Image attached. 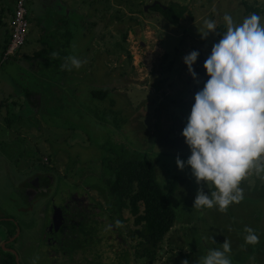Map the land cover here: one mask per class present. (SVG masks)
<instances>
[{
  "label": "rangeland",
  "instance_id": "obj_1",
  "mask_svg": "<svg viewBox=\"0 0 264 264\" xmlns=\"http://www.w3.org/2000/svg\"><path fill=\"white\" fill-rule=\"evenodd\" d=\"M152 1L26 0L30 21L26 41L15 56L4 61L0 57V152L21 148L27 161L48 166L52 160L50 167L60 172L55 182L65 178L63 185L70 186L71 192L78 186V195L86 199L83 209L88 220L97 219L102 226L93 229L97 232L85 249L70 257L62 253L58 260L55 256V264H117V232L133 247L135 241L129 237L133 217L124 209L127 220L118 225L116 214L111 215L107 207L102 166L112 150L148 158L161 185L178 178L177 188L168 194L176 222L161 244L159 258L135 257L131 247L127 264H182L183 260L199 264L209 249H222L225 239L231 242V264H264V179L252 175L242 182L243 201L231 204L225 213L216 207L198 210L193 207L197 189L210 194L209 189L203 182L196 183L190 166L180 170L175 163L177 156L186 161L190 155L181 132L197 92V82L182 58L196 50L203 55L198 66L204 63L226 31L225 13L240 23L258 8L264 23V0H158L186 6L176 25L149 7L144 13L136 11ZM4 2L8 0H1L0 8L8 7ZM11 13L12 9L4 11V22ZM40 17L43 30L38 27ZM205 19L214 20L217 30L202 39L198 31L205 30ZM40 30L45 31L46 48H51L36 58L16 59L39 48ZM54 52L59 53L56 59L51 58ZM67 56L87 63L80 69L62 70ZM197 79L203 78L197 73ZM92 89H107V94L95 98ZM24 92L26 98L20 100ZM15 102L21 114L16 112L13 121ZM5 162L0 158V164L5 166ZM7 185L0 176V204L21 218L13 191L5 192ZM95 225L86 223V227ZM245 226L255 230L258 244H245ZM32 232L27 234L30 238H34Z\"/></svg>",
  "mask_w": 264,
  "mask_h": 264
},
{
  "label": "clouds",
  "instance_id": "obj_2",
  "mask_svg": "<svg viewBox=\"0 0 264 264\" xmlns=\"http://www.w3.org/2000/svg\"><path fill=\"white\" fill-rule=\"evenodd\" d=\"M223 20L226 31L212 45L203 64L209 78L194 94L181 132L190 155L186 161L177 156L175 163L180 170L190 166L196 183L203 182L209 189L210 194L197 189L193 207H216L225 213L231 204L243 201L242 182L252 175L264 179V23L256 13L240 23L227 13ZM204 27L198 31L202 39L217 30L212 19H205ZM198 56L199 52L193 50L182 58L197 83L193 64ZM58 57L59 53L51 54L52 59ZM64 59L61 69L66 71L87 63L76 56ZM244 231L245 244L259 243L253 228L245 226ZM231 251V242L225 239L222 249H209L199 264H231ZM250 259L254 261L255 257Z\"/></svg>",
  "mask_w": 264,
  "mask_h": 264
},
{
  "label": "flooded vegetation",
  "instance_id": "obj_3",
  "mask_svg": "<svg viewBox=\"0 0 264 264\" xmlns=\"http://www.w3.org/2000/svg\"><path fill=\"white\" fill-rule=\"evenodd\" d=\"M14 152L13 157L10 153ZM10 153L0 152V158L6 161L5 166L0 164V176L8 181L5 192L13 191L19 203L17 208L22 209L23 214L19 218L17 213L0 204V264H55V256L58 260L62 253L70 257L71 253L80 251L81 248H73V245L77 239L85 238L86 223L96 224L94 228L102 226L97 225V219L88 220L83 209L86 199L76 191L79 187L71 192L70 186L63 185L65 178L55 182V175L60 172L50 167L54 165L52 160L45 166L37 160L36 163L27 161L21 148ZM30 230L34 238L27 235Z\"/></svg>",
  "mask_w": 264,
  "mask_h": 264
},
{
  "label": "trees",
  "instance_id": "obj_4",
  "mask_svg": "<svg viewBox=\"0 0 264 264\" xmlns=\"http://www.w3.org/2000/svg\"><path fill=\"white\" fill-rule=\"evenodd\" d=\"M130 9L135 10L134 4H130ZM136 9L137 12L144 13L145 11L143 5ZM149 9L159 12L165 20L173 25L179 23L187 10L185 5L177 2H171L165 7L155 4L149 6ZM7 10L10 11L9 8L6 10L0 8L1 25L5 23L2 16L4 11ZM250 10L252 8L248 7V11ZM253 11L259 14L258 8H254ZM125 38L126 33L122 35V39ZM7 43L6 41L0 48V55L5 50ZM203 64L195 70L203 78L197 83L196 91L201 90L209 78ZM105 94H107V89L91 90V95L95 98H102ZM9 119L11 118L8 117L7 120L9 121ZM112 151L111 154L113 155L109 154L102 166L107 173H105V181L107 182L110 206L107 207L111 215L116 214L114 216L120 222V225L127 220L123 216L124 209L133 217L132 224L134 227L130 230L129 237L135 241L132 247L121 232H117V237L118 239L120 237V240L116 242L115 260H117V264L129 263L132 254L131 247L133 248V256L135 254V257L145 256L149 261L155 260L160 256L161 244L164 238L176 222L175 209L169 200L168 194L174 192L177 188L178 178L173 177L161 185L155 178L153 164L148 158L138 153L125 155L120 151ZM87 228H83L85 238L83 240L77 239V243L73 245V248L85 249L88 242L93 239V234L97 231L93 230L94 227Z\"/></svg>",
  "mask_w": 264,
  "mask_h": 264
},
{
  "label": "built area",
  "instance_id": "obj_5",
  "mask_svg": "<svg viewBox=\"0 0 264 264\" xmlns=\"http://www.w3.org/2000/svg\"><path fill=\"white\" fill-rule=\"evenodd\" d=\"M26 0H13L12 13L8 21L9 39L1 58L6 60L15 56L26 41L30 25L25 8Z\"/></svg>",
  "mask_w": 264,
  "mask_h": 264
},
{
  "label": "crops",
  "instance_id": "obj_6",
  "mask_svg": "<svg viewBox=\"0 0 264 264\" xmlns=\"http://www.w3.org/2000/svg\"><path fill=\"white\" fill-rule=\"evenodd\" d=\"M13 1V0H12ZM65 1V0H64ZM102 0H100V2H101ZM107 2H109V0H106ZM6 3V5L8 6V7H2L1 9H10V11L9 12H11V9H12V3L13 2H11V0H8V2H4V4ZM67 3V2H66ZM102 3V2H101ZM68 4V3H67ZM66 4V5H67ZM109 6H110V4H109ZM69 7H71V6H69ZM68 7V8H69ZM73 7H75V6H73ZM70 9V8H69ZM77 10H79L78 9V7H77ZM33 16L35 15V14H32ZM94 17H95V15H94ZM41 20H43V18H38V23H39V21H41ZM9 21V20H8ZM8 21H5V23L4 24H0V48L6 43V41L8 42V39H9V27H8ZM30 22V21H29ZM93 22V21H92ZM94 22H95V20H94ZM38 27L39 28H41L42 30H43V27H41V25H40V23H39V25H38ZM39 33H41V34H39L38 35V37L40 38L39 40L41 41L40 42V45H39V48H35L34 49V51H29V52H31V53H29V54H24V55H18L17 57H16V59H21V58H24L25 57V59H29V58H36V57H39V56H41L43 53H45L46 51H47V49H49V48H51V47H49V48H46V44H47V42H45V41H43V36H44V33H45V31H43V33L41 32V30H40V32ZM49 45V44H48ZM45 48H44V47ZM41 47H43V48H41ZM47 54V56L49 57L50 56V52H48V53H46ZM66 55H68L67 53H66ZM66 55H64V56H66ZM47 56H45V58L47 59L48 57ZM0 57H1V55H0ZM26 92H24V95H22V96H20L19 98H20V100H23V98H26ZM25 96V97H24ZM19 103V102H18ZM18 103H16L15 102V104H14V106H13V109L11 110V111H13L12 112V117H13V114H14V118H13V121L14 120H16L17 119V116H16V118H15V114H16V112L19 110V108L20 107H17V104ZM20 111V110H19ZM19 114H21L20 112H19ZM8 115V114H7ZM1 117V116H0ZM2 118V117H1Z\"/></svg>",
  "mask_w": 264,
  "mask_h": 264
},
{
  "label": "water",
  "instance_id": "obj_7",
  "mask_svg": "<svg viewBox=\"0 0 264 264\" xmlns=\"http://www.w3.org/2000/svg\"><path fill=\"white\" fill-rule=\"evenodd\" d=\"M155 4H159L162 7H165V5L161 4L158 0H153L150 4H145L144 5V10H147L149 6H154ZM203 55L201 52H199V56L197 58V60L195 61V63L193 64V69L195 70L198 66V63L202 61Z\"/></svg>",
  "mask_w": 264,
  "mask_h": 264
}]
</instances>
